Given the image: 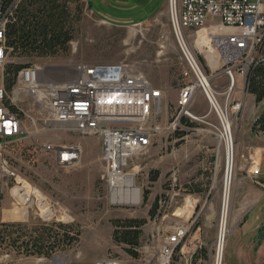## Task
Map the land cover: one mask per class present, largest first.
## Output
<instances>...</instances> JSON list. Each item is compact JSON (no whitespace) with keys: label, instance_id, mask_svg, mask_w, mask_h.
<instances>
[{"label":"rangeland","instance_id":"1","mask_svg":"<svg viewBox=\"0 0 264 264\" xmlns=\"http://www.w3.org/2000/svg\"><path fill=\"white\" fill-rule=\"evenodd\" d=\"M78 3L80 11L72 12L74 36L66 51L47 57H22L8 52L5 62L24 66L38 62L52 67L76 63L127 64L144 73L153 85L163 90V108L166 110L159 121H171L179 110L183 63L169 24L167 0L164 8L148 21L137 25L125 24L126 27L103 22L95 12L98 9L96 4L92 12L86 0H78ZM189 32L187 30V34ZM205 32L208 33L198 34L196 41L195 36H190L187 43L196 52L205 73L212 74V86L222 92L227 89L228 82L222 76L221 61L216 70L210 66L211 69L204 57L205 52L195 46L202 36H207ZM212 48L217 50L211 43L205 51ZM240 89L241 79L236 84L233 100L243 97L244 103L238 110L231 109L228 119L231 121L235 152L222 264L231 262L230 253L237 243L247 254L245 261L250 264H256L257 247L261 245L259 260L264 264V244L259 245L262 241L237 238V232H256L264 224V221L249 224L245 221L248 214L240 210L247 195L244 180L245 175L248 177L247 167L258 162L245 148L246 138L249 131L257 129L253 124L263 109L264 99L258 103L252 94L248 91L242 93ZM189 110L199 116L206 113L208 103L202 93L196 94ZM207 119L216 122L212 115ZM183 120L191 125L183 124L162 132L152 146L132 157L123 167V172L134 174V184L140 189V203L137 205L111 202L107 163L102 159L100 141L96 136L51 131L6 148V159L31 185L29 190L33 198L27 203L21 201L20 207H11L12 197L8 188H4L3 218L13 221L6 222L8 227L5 229L0 226V256L4 250L10 253L0 264H36L34 258L49 257L53 253L83 264L108 259L127 264H160L157 247L162 231L171 232L178 225L188 226L189 230L176 249L171 264H197L199 258L203 260L201 264H212L222 217L226 151L215 135L214 127L185 116L181 117L182 123ZM42 143H78L81 154L75 165L59 166L52 153L41 149ZM249 182L257 187L258 197L264 195L263 188L260 190L256 182ZM190 200L195 203L192 209L187 204ZM47 205L51 215L46 217L41 212L42 217L47 218L44 222L38 208ZM127 218L145 219L140 227L137 255L127 252L124 244L113 240V231L118 228L117 220ZM51 222L72 225L71 232H79L78 239L71 244L56 243L50 255H26L20 248L21 242L30 235L34 236L36 227Z\"/></svg>","mask_w":264,"mask_h":264},{"label":"built area","instance_id":"2","mask_svg":"<svg viewBox=\"0 0 264 264\" xmlns=\"http://www.w3.org/2000/svg\"><path fill=\"white\" fill-rule=\"evenodd\" d=\"M19 2L0 0V225L13 221L3 218L4 188H8L12 197L11 207H20L22 204L13 191L23 192V181H26L6 159L5 150L9 146L51 131L96 136L102 159L107 163L111 188V173L116 170L125 173L123 167L128 161L152 146L162 132L183 126V116L214 127L217 136L224 123L223 109L229 117L231 109L238 110L244 103L243 97L233 100L238 80L242 82V93L248 91L249 71L264 65V0H167L169 24L183 63L179 110L171 121H159L166 110L163 90L153 85L144 73L124 63L52 67L35 62L22 67L7 90L3 72L9 51L6 31ZM187 30H190L188 34ZM202 31L210 33V44L214 43L218 51L214 59L221 61V73L228 82L222 92L212 86V74L205 73L196 52L187 43L190 36H195L196 41ZM199 92L208 103V110L202 116L189 110ZM210 115L216 122L207 119ZM40 147L52 153L56 164L63 167L75 165L81 154L78 143H42ZM253 164L247 169V176L257 182L261 166L259 162ZM38 210L45 222L47 218ZM188 230V226L178 225L171 232L162 231L157 247L160 264H171ZM224 238L225 230L221 234L219 227L212 264H222ZM9 256L4 250L0 261ZM34 259L36 264H83L57 253ZM202 262L201 258L197 260V264ZM94 264L127 263L108 259Z\"/></svg>","mask_w":264,"mask_h":264},{"label":"trees","instance_id":"3","mask_svg":"<svg viewBox=\"0 0 264 264\" xmlns=\"http://www.w3.org/2000/svg\"><path fill=\"white\" fill-rule=\"evenodd\" d=\"M5 1L10 3L12 0ZM73 3L75 5L72 8ZM73 10L75 13L80 11L78 0H20L7 26L5 41L9 54L47 57L66 51L74 36ZM22 67L24 65L15 62L4 63V85L7 90L12 87ZM248 81V92L256 102H261L264 99V65L251 68ZM183 123L191 125L187 120H183ZM253 127L264 130V106L254 120ZM144 222L145 219L137 218L117 220L118 228L113 231V240L124 244L127 252L137 255L140 227ZM0 226L3 229L8 227L6 223ZM71 230L72 225L55 222L38 226L33 230L34 236L30 235L26 241H22L20 248L26 255H50L56 243L61 241L71 244L78 239L79 232L72 234ZM258 231L263 238L264 225Z\"/></svg>","mask_w":264,"mask_h":264},{"label":"crops","instance_id":"4","mask_svg":"<svg viewBox=\"0 0 264 264\" xmlns=\"http://www.w3.org/2000/svg\"><path fill=\"white\" fill-rule=\"evenodd\" d=\"M165 1L166 0H86L91 11L94 4L97 5L98 9L95 12L99 13L100 16H98L95 12L94 13L103 22L125 27V24L137 25L148 21L164 8ZM246 139L248 140V143L245 144V148L248 150L250 155L257 159L260 163L261 173L258 176L259 181L257 182L245 177L246 175L244 176V180L247 183V195L242 202V208L240 210L244 211V214H248L245 221L249 222V224H254L256 221H264V195L258 197L256 190L257 187L250 184L249 180L256 182L261 187L259 188L260 190H262V188L264 189V130L252 129L248 132ZM262 225L257 228L256 232H237V238L252 242L255 238L258 242L262 241L259 245H263L264 237L261 238L258 231ZM260 246L257 247L256 256L258 258L256 260V264H261L259 260L262 251ZM230 254L231 262L227 264H250L249 261H245L247 254L243 251V248L238 245V243L233 247Z\"/></svg>","mask_w":264,"mask_h":264},{"label":"bare ground","instance_id":"5","mask_svg":"<svg viewBox=\"0 0 264 264\" xmlns=\"http://www.w3.org/2000/svg\"><path fill=\"white\" fill-rule=\"evenodd\" d=\"M204 32V31H202ZM199 32L198 34H200ZM207 36H202L200 42H196L195 46L199 51H203L204 57L208 64L215 70L218 67L217 59H214V56L217 55L218 51L216 49H210L206 52L205 47L210 46L211 35L207 33ZM198 36V35H197ZM189 46V45H188ZM227 92H230L227 90ZM224 114V123L221 126V132L217 135L219 141H222L226 151V159H225V170L223 175V193H222V217L220 223L221 234L223 230H226V216L228 213V205H229V197H230V187L233 178V168H234V145H233V137L231 134V121H229V117L227 115V111L223 109ZM229 119V120H228ZM218 166V163H217ZM112 179V187H111V202L114 203H122V204H132L137 205L140 203V189L138 186L134 184V174L133 173H118L117 170L114 173H111ZM20 178V177H19ZM24 182V191L21 193H17V189H14L13 194L19 199V201L27 203L32 198V192L29 190L31 185ZM189 208H193L195 204L194 201L187 202ZM41 212L44 216L51 215L49 206H45L41 209ZM220 246H221V235L219 238Z\"/></svg>","mask_w":264,"mask_h":264}]
</instances>
